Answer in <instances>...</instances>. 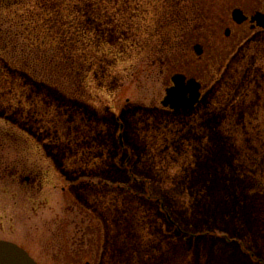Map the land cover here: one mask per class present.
I'll list each match as a JSON object with an SVG mask.
<instances>
[{
    "label": "rangeland",
    "instance_id": "374dc122",
    "mask_svg": "<svg viewBox=\"0 0 264 264\" xmlns=\"http://www.w3.org/2000/svg\"><path fill=\"white\" fill-rule=\"evenodd\" d=\"M17 2L0 4V239L71 264L58 228L89 213L105 228L101 264H264V144L244 141L264 128L247 115L264 94V36L177 113L159 102L160 62L188 40L186 0ZM45 52L71 70L58 76Z\"/></svg>",
    "mask_w": 264,
    "mask_h": 264
},
{
    "label": "flooded vegetation",
    "instance_id": "af4514ba",
    "mask_svg": "<svg viewBox=\"0 0 264 264\" xmlns=\"http://www.w3.org/2000/svg\"><path fill=\"white\" fill-rule=\"evenodd\" d=\"M17 1L19 2L0 0V4L10 5ZM183 8L186 20L179 26L182 28L178 32L181 38L188 40L184 41L182 49L176 48L173 55L160 62L162 68L166 67V70H163L165 94L159 102L164 109L177 113L195 111L203 102L207 91L223 76L238 50L252 37L264 36V0H186ZM167 12L171 14L172 11L167 9ZM176 76H181L186 84L193 81L199 90V99L193 107L176 109L163 105L167 89L175 86ZM260 94L263 96L259 95L257 99L250 97L247 115L262 114L264 117V103L262 105L259 102V98L264 97L263 91ZM124 128L125 124L121 122L119 126L121 146L125 145ZM246 133L249 134V138L244 140L249 139L247 143L264 144L263 127L246 128ZM245 143L243 142L240 147L242 148ZM245 156L250 159V153H246ZM130 171L132 173V169ZM19 174L17 170H12L14 178L19 177ZM25 179L32 185L39 181L30 175ZM83 213L82 211V215ZM70 218L61 222L58 228L56 256L71 264H101L106 245L103 224L94 222L93 215L89 213H86L85 217L82 216L80 221H76L75 217L72 219V216ZM167 218L181 231L180 226L169 214Z\"/></svg>",
    "mask_w": 264,
    "mask_h": 264
},
{
    "label": "water",
    "instance_id": "95a60500",
    "mask_svg": "<svg viewBox=\"0 0 264 264\" xmlns=\"http://www.w3.org/2000/svg\"><path fill=\"white\" fill-rule=\"evenodd\" d=\"M264 25V24H263ZM164 106L176 109H188L195 105L199 99V90L193 81L188 84L181 76L175 77V86L167 89ZM0 264H39L30 253L20 245L0 239ZM93 264V263H87Z\"/></svg>",
    "mask_w": 264,
    "mask_h": 264
},
{
    "label": "trees",
    "instance_id": "16d2710c",
    "mask_svg": "<svg viewBox=\"0 0 264 264\" xmlns=\"http://www.w3.org/2000/svg\"><path fill=\"white\" fill-rule=\"evenodd\" d=\"M1 31V30H0ZM11 55H12V57H13V60L14 61H16L17 60V58L18 57H14V55H13V53H11ZM38 60L39 61H42V62H44L45 64H47V61H49L48 63L49 64H54V66H55V64H56V67L54 68L55 69V71L57 72V74H58V76H61V73H63L64 74V72H68V71H70L71 70V67H69L68 66V63L67 62H64L63 61V59H62V57L60 58V56H59V54H57L56 52L54 53H52V54H48V53H43V54H39L38 53ZM22 56H23V58L22 59H24V61L26 60L25 59V55L24 54H22ZM18 61V60H17ZM27 61V60H26ZM21 63H23V61L21 60L20 61ZM28 62V61H27ZM65 64V65H64ZM26 66H28V64H25ZM63 66V67H62ZM69 67V68H67V70H65V67ZM29 67V66H28Z\"/></svg>",
    "mask_w": 264,
    "mask_h": 264
}]
</instances>
